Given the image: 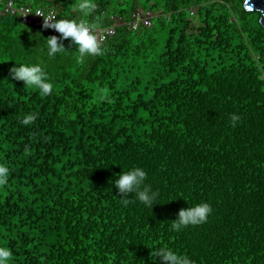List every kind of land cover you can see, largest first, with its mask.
Wrapping results in <instances>:
<instances>
[{"label": "trees", "instance_id": "1", "mask_svg": "<svg viewBox=\"0 0 264 264\" xmlns=\"http://www.w3.org/2000/svg\"><path fill=\"white\" fill-rule=\"evenodd\" d=\"M8 1L0 247L10 264H163L152 254L163 246L194 264H264L262 14L245 0H94L88 14L79 0H11L83 19L99 40L112 17L157 14L151 28L117 27L102 55L80 58L68 38L50 58L52 31L5 13ZM16 63L41 64L52 94L15 80ZM29 113L36 120L22 124ZM135 167L147 172L141 187L158 193L153 209L115 186ZM203 202L213 208L205 223L173 229L181 209Z\"/></svg>", "mask_w": 264, "mask_h": 264}, {"label": "clouds", "instance_id": "2", "mask_svg": "<svg viewBox=\"0 0 264 264\" xmlns=\"http://www.w3.org/2000/svg\"><path fill=\"white\" fill-rule=\"evenodd\" d=\"M247 10L252 11V6L247 4ZM77 7L81 12L88 14L97 7L94 0H79ZM37 15L44 17L45 29L52 28L58 31L61 36H50L44 39L46 42L47 55L52 58L65 49L62 40L71 38V42L76 45V51L80 58L85 56H99L103 54L101 42L96 34V26L87 23L85 20L75 19H57L51 14L44 15L42 12H36ZM11 76L15 80L25 82L26 86H35L40 90L41 95H51L54 89L53 83L47 78V74L39 63H20L14 66L11 70ZM264 79V75H261ZM37 118V114L29 113L25 115L21 121L24 125H31ZM240 120V116L236 113L231 115V124L236 126ZM9 168L4 164H0V185H4L8 181ZM147 172L141 167H135L129 171L120 173L115 179L116 188L124 197H129V194H134L135 197L145 206L151 207L155 203L158 193L153 192L150 187H141L145 184ZM128 201L125 200V203ZM212 206L207 203L193 204L185 209H181L178 218L173 221L172 227L174 230H182L189 225L203 224L208 220L212 213ZM153 258L159 257L163 264H194L193 260L183 255L170 247H160L155 252L152 251ZM12 253L6 247H0V264H10Z\"/></svg>", "mask_w": 264, "mask_h": 264}, {"label": "built area", "instance_id": "3", "mask_svg": "<svg viewBox=\"0 0 264 264\" xmlns=\"http://www.w3.org/2000/svg\"><path fill=\"white\" fill-rule=\"evenodd\" d=\"M4 11L9 15L18 16L24 25L40 27L42 29H45L43 27L44 17L42 15H37L36 12H42L46 16L51 14L55 18L59 19L58 14L54 10H44L41 8H34L25 5L18 6L14 3V1L11 0L6 2V4L4 5ZM191 14H193V12ZM156 16L157 14L155 12L148 10L133 12L131 14L130 20L128 21H125L123 18L116 19L115 17H112L115 25L109 26L104 29L100 41H104L108 37L115 35L117 32V27L121 25H126L132 31H138L142 27L151 28L153 25V20ZM47 29H50L54 35L60 34L55 29Z\"/></svg>", "mask_w": 264, "mask_h": 264}, {"label": "water", "instance_id": "4", "mask_svg": "<svg viewBox=\"0 0 264 264\" xmlns=\"http://www.w3.org/2000/svg\"><path fill=\"white\" fill-rule=\"evenodd\" d=\"M247 4L252 6V11L262 14L261 25L264 27V0H247ZM246 9L247 5L245 4Z\"/></svg>", "mask_w": 264, "mask_h": 264}, {"label": "rangeland", "instance_id": "5", "mask_svg": "<svg viewBox=\"0 0 264 264\" xmlns=\"http://www.w3.org/2000/svg\"><path fill=\"white\" fill-rule=\"evenodd\" d=\"M193 20H194L193 22L196 23V20L194 18H193Z\"/></svg>", "mask_w": 264, "mask_h": 264}]
</instances>
